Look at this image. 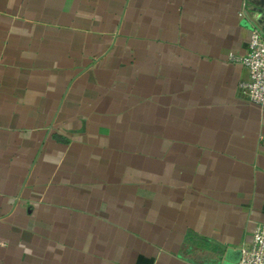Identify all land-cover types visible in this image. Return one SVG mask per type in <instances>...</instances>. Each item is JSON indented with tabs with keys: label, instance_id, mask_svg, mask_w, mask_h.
I'll return each instance as SVG.
<instances>
[{
	"label": "crops",
	"instance_id": "1",
	"mask_svg": "<svg viewBox=\"0 0 264 264\" xmlns=\"http://www.w3.org/2000/svg\"><path fill=\"white\" fill-rule=\"evenodd\" d=\"M253 28L264 0H0V264H238Z\"/></svg>",
	"mask_w": 264,
	"mask_h": 264
},
{
	"label": "built area",
	"instance_id": "2",
	"mask_svg": "<svg viewBox=\"0 0 264 264\" xmlns=\"http://www.w3.org/2000/svg\"><path fill=\"white\" fill-rule=\"evenodd\" d=\"M229 61L242 65L248 70L249 80L241 83L242 93L249 101L264 109V34L262 31L253 28L248 51L245 54L230 53ZM238 264H264V223L256 226L251 243L241 248Z\"/></svg>",
	"mask_w": 264,
	"mask_h": 264
}]
</instances>
